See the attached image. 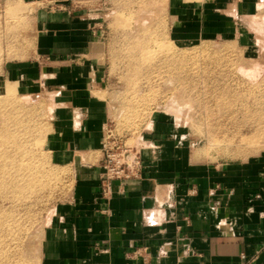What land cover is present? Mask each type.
<instances>
[{"label":"rangeland","instance_id":"rangeland-1","mask_svg":"<svg viewBox=\"0 0 264 264\" xmlns=\"http://www.w3.org/2000/svg\"><path fill=\"white\" fill-rule=\"evenodd\" d=\"M169 6L119 0L105 22L97 50L107 75L92 93L104 106L101 147L120 137L142 157L157 119L208 162L264 155V10L221 39L187 28ZM32 11L0 3V264H45L50 229L76 186V161L53 149L73 111L60 106L68 92L58 65L41 60L37 83L9 72L36 49Z\"/></svg>","mask_w":264,"mask_h":264},{"label":"crops","instance_id":"crops-1","mask_svg":"<svg viewBox=\"0 0 264 264\" xmlns=\"http://www.w3.org/2000/svg\"><path fill=\"white\" fill-rule=\"evenodd\" d=\"M21 1L33 5L39 34L35 51L9 72L37 83L41 60L58 65L53 74L68 92L60 106L73 107L53 149L62 163L76 161V186L50 229L45 264H264V155L208 162L156 119L141 178L114 182L104 196L105 115L96 113L104 106L92 93L106 79L97 48L119 0ZM169 5L187 28L221 39L236 37L264 10V0Z\"/></svg>","mask_w":264,"mask_h":264},{"label":"built area","instance_id":"built-area-1","mask_svg":"<svg viewBox=\"0 0 264 264\" xmlns=\"http://www.w3.org/2000/svg\"><path fill=\"white\" fill-rule=\"evenodd\" d=\"M3 0H0V3ZM105 130V126L103 127ZM111 135H109V138ZM112 142L104 139L102 147L103 163L101 175V193L112 194L114 182L141 178L144 170L140 148L128 146L120 137L112 138Z\"/></svg>","mask_w":264,"mask_h":264}]
</instances>
